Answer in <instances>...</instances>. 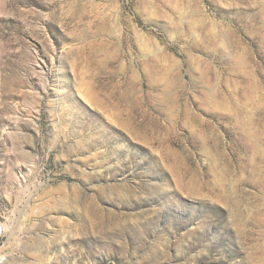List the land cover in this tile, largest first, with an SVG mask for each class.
I'll return each mask as SVG.
<instances>
[{"label":"rangeland","instance_id":"rangeland-1","mask_svg":"<svg viewBox=\"0 0 264 264\" xmlns=\"http://www.w3.org/2000/svg\"><path fill=\"white\" fill-rule=\"evenodd\" d=\"M6 264H264V0H0Z\"/></svg>","mask_w":264,"mask_h":264},{"label":"built area","instance_id":"built-area-1","mask_svg":"<svg viewBox=\"0 0 264 264\" xmlns=\"http://www.w3.org/2000/svg\"><path fill=\"white\" fill-rule=\"evenodd\" d=\"M6 236V230L4 227V223L0 221V247L5 239ZM8 259L7 254L4 251L0 250V264H6Z\"/></svg>","mask_w":264,"mask_h":264},{"label":"bare ground","instance_id":"bare-ground-1","mask_svg":"<svg viewBox=\"0 0 264 264\" xmlns=\"http://www.w3.org/2000/svg\"><path fill=\"white\" fill-rule=\"evenodd\" d=\"M5 227V226H4ZM7 261H8V259H7ZM7 263V262H6Z\"/></svg>","mask_w":264,"mask_h":264}]
</instances>
